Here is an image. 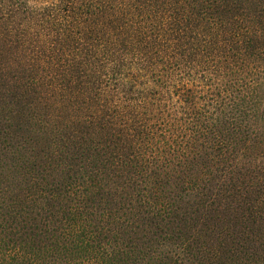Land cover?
<instances>
[{
    "label": "trees",
    "instance_id": "trees-1",
    "mask_svg": "<svg viewBox=\"0 0 264 264\" xmlns=\"http://www.w3.org/2000/svg\"><path fill=\"white\" fill-rule=\"evenodd\" d=\"M0 264H264V0H0Z\"/></svg>",
    "mask_w": 264,
    "mask_h": 264
}]
</instances>
